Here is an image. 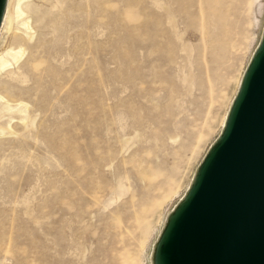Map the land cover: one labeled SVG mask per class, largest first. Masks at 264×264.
<instances>
[{"label":"rangeland","instance_id":"374dc122","mask_svg":"<svg viewBox=\"0 0 264 264\" xmlns=\"http://www.w3.org/2000/svg\"><path fill=\"white\" fill-rule=\"evenodd\" d=\"M20 9L0 29V54L20 50L0 70V264H151L222 129L264 0Z\"/></svg>","mask_w":264,"mask_h":264},{"label":"water","instance_id":"95a60500","mask_svg":"<svg viewBox=\"0 0 264 264\" xmlns=\"http://www.w3.org/2000/svg\"><path fill=\"white\" fill-rule=\"evenodd\" d=\"M151 254L153 264H264V23L224 125Z\"/></svg>","mask_w":264,"mask_h":264},{"label":"bare ground","instance_id":"6f19581e","mask_svg":"<svg viewBox=\"0 0 264 264\" xmlns=\"http://www.w3.org/2000/svg\"><path fill=\"white\" fill-rule=\"evenodd\" d=\"M22 0H7V2H6V7H5V10H4V13H3V17H2V22H1V27H0V29H1V31L3 32L6 28H7V26H8V24H9V22H10V20H11V18H12V16H13V14H15L16 15V17H19L21 14H22V12H21V9H20V2H21ZM15 17V16H14ZM13 17V18H14ZM15 19V18H14ZM13 22V21H12ZM264 23V22H263ZM22 25H25V22H23L22 23ZM262 28H263V26H262ZM1 31H0V33H1ZM262 32V31H261ZM3 35V34H2ZM261 36V35H260ZM260 39V38H259ZM259 42V41H258ZM258 44V43H257ZM257 46V45H256ZM256 48V47H255ZM18 53H20V50H17V51H14V52H12V49H8L4 54H0V70H2V69H4V68H7L8 66H10L11 65V63H9L8 62V60L6 59V56H9L14 62H16V55H18ZM240 83V82H239ZM3 98L0 96V100H2ZM7 106H9V105H7ZM228 112V111H227ZM226 115H227V113H226ZM225 118H226V116H225ZM225 121V120H224ZM223 125H224V123H223ZM223 127V126H222ZM194 175V174H193ZM193 177V176H192ZM191 180H192V178H191ZM191 182V181H190ZM189 185H190V183H189ZM189 185H188V187H189ZM188 187H187V189H188ZM186 189V190H187ZM186 192V191H185ZM185 192H184V194H185ZM183 194V195H184ZM183 197V196H182ZM182 197L180 198V200L182 199ZM179 200V201H180ZM166 221V220H165ZM164 225V224H163ZM162 229V228H161ZM161 231V230H160ZM160 233V232H159ZM159 235V234H158ZM150 262H151V264H153V262H152V254H151V257H150Z\"/></svg>","mask_w":264,"mask_h":264}]
</instances>
